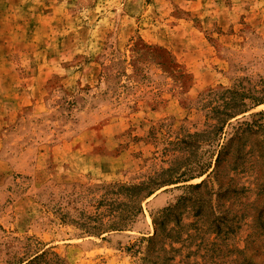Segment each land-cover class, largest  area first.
I'll use <instances>...</instances> for the list:
<instances>
[{
  "label": "rangeland",
  "instance_id": "374dc122",
  "mask_svg": "<svg viewBox=\"0 0 264 264\" xmlns=\"http://www.w3.org/2000/svg\"><path fill=\"white\" fill-rule=\"evenodd\" d=\"M240 93L247 110L216 141L195 136ZM242 122L239 164L227 140ZM173 162L177 183L128 229L91 235L50 211L55 199L99 224L116 207L108 184ZM42 251L60 264H264V0H0V264Z\"/></svg>",
  "mask_w": 264,
  "mask_h": 264
},
{
  "label": "trees",
  "instance_id": "16d2710c",
  "mask_svg": "<svg viewBox=\"0 0 264 264\" xmlns=\"http://www.w3.org/2000/svg\"><path fill=\"white\" fill-rule=\"evenodd\" d=\"M229 92V90H228ZM233 94H237V92L234 91ZM232 94V95H233ZM244 98L243 93L239 94V101L237 102L234 98H231V101L229 103H225V109L221 112H219L216 117H212L214 120V123H209L207 125V128L201 132L195 134V136H201L202 142H213L217 140L218 135L221 133L223 126L227 122L228 119L234 118L236 115L244 112L247 110L246 104L242 101ZM217 112V111H216ZM211 118V117H210ZM244 127V128H243ZM252 130V124L247 122L240 123L233 132V135L227 140L229 145L232 142H237L238 146L236 147L237 155L235 160L236 163L239 162V164L244 163V155L242 153V150L245 148L246 140L243 137L244 134L250 133ZM228 145V144H227ZM227 145H218V150L215 151L213 155H216L215 158V164L217 165L220 163V160L222 156L224 155V151L227 147ZM242 153V154H241ZM174 162L176 161L173 159ZM174 162L171 164V166L161 169L159 172L154 173L152 176H148L145 180L135 183V184H108V190L105 191L104 196L109 198V201H112L113 204H116V207H111L108 210V217L106 221H102L99 224L92 225L91 223H94L96 221V216L94 215H87L85 213H80L78 216L82 221H79L73 217H71L70 211H67L66 205L64 206V209L61 205L57 204L55 199H50L52 201L53 207L50 209V211L58 216V219L61 222H69L81 229L84 233H88L91 235L100 236L101 233L104 232H110V231H121L128 229L132 223H134L137 216L142 212V202L147 199L150 195H152L157 189L160 187L177 183V180L175 177H173L174 173ZM211 162H204L199 167V171L202 174L204 171H206L208 168H210ZM199 174V175H200ZM193 186H198L193 185ZM121 191V192H120ZM122 197L123 202L119 201V197ZM49 197L54 198L53 193H49ZM68 195H64L61 197L62 200H65ZM69 204V202H67ZM112 204V203H111ZM110 205V204H109ZM45 207H47L45 205ZM175 206H173L174 208ZM170 212V210H167L163 213L164 215H167ZM77 217V218H78ZM84 217V220L82 219ZM158 222V218L153 219V223L156 224ZM156 235V231L154 233ZM52 255V256H50ZM57 255L53 252H47L42 251L37 254H33L26 260L24 264H60L59 262H52V261H58Z\"/></svg>",
  "mask_w": 264,
  "mask_h": 264
}]
</instances>
